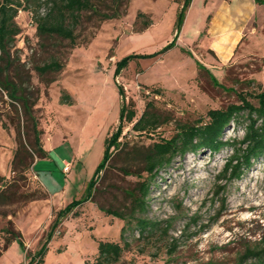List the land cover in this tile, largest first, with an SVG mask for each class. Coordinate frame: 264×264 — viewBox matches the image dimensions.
<instances>
[{
    "label": "rangeland",
    "instance_id": "obj_1",
    "mask_svg": "<svg viewBox=\"0 0 264 264\" xmlns=\"http://www.w3.org/2000/svg\"><path fill=\"white\" fill-rule=\"evenodd\" d=\"M182 1L129 0L124 14L101 21L96 14L88 13L75 30L74 45L66 39L39 37L32 10L21 6L17 11L14 19L20 32L11 55L18 60V68H10L8 75L17 79L16 69L22 72L27 95L35 101L31 113L37 128L22 114L20 105L0 90V176L7 181L16 179L19 191L30 193L34 199L11 203L0 198V212L7 214L0 213V228L10 219L15 229L26 234L27 257L32 255L30 247L34 243L39 247L45 242L58 208L84 196L101 158L103 139L118 123L121 97L117 85L123 88L126 101H133L136 117L150 99L159 112L169 116L150 135H136L131 124H124L120 140L144 146L170 137L177 122L206 121L208 109L238 101L235 91L254 93L264 89V4L256 0H234L236 5L251 3L253 14L242 19V37L230 55H216L207 44L204 24L218 0H194L171 48L131 59L115 76L117 60L130 53L159 51L172 40L176 11ZM46 8L43 5L40 13ZM139 10L152 23L134 32ZM53 57L63 64L61 70L39 75L35 67ZM196 60L208 68L218 84L197 67ZM151 89H159L160 94L154 95ZM62 90L70 95L69 103L60 101ZM238 121L225 128L224 138L242 137L246 114L239 115ZM34 130L39 131L47 155L33 154L28 168H22L17 160V168L12 170L17 131L25 148L32 151ZM128 148L113 151L99 173L92 199L75 207V213H68L55 227L43 262L46 258V264H90L97 256L98 240L122 244L123 225L128 246L112 264H234L245 248L260 244L264 234V156L232 180L222 175L230 147L214 154L205 150L176 157L152 180L147 211L135 213V218L126 215L124 220L106 214L99 206L126 213L129 199L125 190L140 180L139 175L122 170L128 162ZM129 169L135 171L138 166ZM3 184L4 178H0V190ZM136 216H145L151 222L143 234ZM2 247L0 239V250ZM22 256L20 248H11L0 257V264H14Z\"/></svg>",
    "mask_w": 264,
    "mask_h": 264
},
{
    "label": "trees",
    "instance_id": "obj_2",
    "mask_svg": "<svg viewBox=\"0 0 264 264\" xmlns=\"http://www.w3.org/2000/svg\"><path fill=\"white\" fill-rule=\"evenodd\" d=\"M129 0H0V90L6 92L12 102L20 105L22 114L26 119L31 118L34 129L37 128V122L32 115V107L35 101L27 95V89L24 87L22 72L16 69V78H10L8 75L10 68L15 67L18 62L14 55H11V47L14 45L15 36L20 32V27L15 22V16L21 6L30 8L33 12L35 21L36 34L39 37H57L66 39L71 45L76 44L77 34L75 32L77 26L81 23L82 18L90 13L96 14L98 20L117 18L126 12ZM258 3L264 4V0H256ZM191 0H183L180 7L176 11V18L173 27V38L162 49L153 53H130L120 60L116 61L115 76L120 70L126 66L129 60L140 57H148L157 53L165 52L175 44V40L179 34L180 28L184 21L185 12L187 11ZM26 4V5H25ZM46 5V10L40 13L39 9ZM31 6V7H29ZM104 6V8H102ZM144 17L141 26L137 27L139 20ZM152 21L145 17V13L137 11L133 22L132 31L141 32L145 30ZM185 51V50H184ZM190 54L189 51L186 50ZM197 67L204 70L210 80L218 84L216 77L211 74L208 68L200 61L196 60ZM63 64L55 57L42 65L35 67L39 75H43L49 71H59ZM27 80V79H26ZM25 80V82H26ZM121 101L118 113V123L115 129L103 139L102 155L97 163L92 176L87 182L85 194L82 198L72 200L67 205L59 208L50 228L46 234L45 242L40 248L31 255L29 263H43V256L46 254L47 243L52 238L55 227L61 219L73 209L85 201L91 200L95 189V184L100 178V171L106 167L107 162L111 159L113 151L121 152L127 147L129 150L128 162L122 167L126 174L135 173L139 175L140 180L134 187L125 190V194L129 199L127 211L99 206V209L108 215L120 219H126V215L135 213L144 214L148 208V194L150 186L155 176L167 166H170L176 157H183L188 153H197L200 151H208L210 154L219 152L221 149L230 147L231 153L226 157L222 175L227 180L237 179L241 176L245 169H248L255 159L264 156V89L250 93L248 91H235L238 98L237 102L228 103L225 107L210 108L206 112L207 120L189 122H177L175 132L170 137H161L158 140L144 146L138 145L135 141H121L122 131L125 123L131 124V130L136 135H150L160 125L167 122L169 116L167 113L159 112L153 100H147L141 114L136 117V111L133 101H126L123 88L119 85ZM232 90V89H231ZM154 95L160 94L159 89H151ZM252 99L255 100L252 101ZM60 101L69 103L70 95L65 91H61ZM246 114V123L244 124V133L241 138L232 137L224 138V130L231 122L238 123V116ZM34 140L31 141L32 151H28L21 140L20 132L17 131L18 148L16 149L11 161L12 170L17 168L16 162L21 164L22 168H28L32 160L33 154L37 157L47 155L46 150L40 144L39 131L34 130ZM137 165V170H131L129 167ZM144 172L145 175H141ZM228 174V175H227ZM4 178V187L0 190V198H7L11 203L14 200L21 201L34 199L30 193L19 191L17 180L7 181ZM25 196V197H23ZM1 215H7L0 212ZM135 218V217H134ZM136 223L139 231L143 234L151 222L145 216H136ZM125 226L121 227L120 239L122 244L113 240L97 241V256L90 264H112L117 262L122 254L123 247L128 243L123 237ZM3 239V247L0 250V256L7 247L16 241L22 249L25 244L22 240L21 231L15 229L10 219L4 227L0 228ZM252 261L253 263H250ZM88 264V263H87ZM216 264V263H203ZM234 264H264V234L261 237L260 244L257 247H247L238 256Z\"/></svg>",
    "mask_w": 264,
    "mask_h": 264
},
{
    "label": "crops",
    "instance_id": "obj_3",
    "mask_svg": "<svg viewBox=\"0 0 264 264\" xmlns=\"http://www.w3.org/2000/svg\"><path fill=\"white\" fill-rule=\"evenodd\" d=\"M204 1L206 3L209 0ZM243 1L236 5L234 0H218L216 7L210 14H208L207 22H205L204 24L208 40L207 44L208 48L213 50L216 55H230L239 42L240 38L242 37V19L245 17V15L248 16V14L253 11L252 4H245L246 2L244 3ZM193 2L194 0H191L190 6L188 7V10L186 12L187 14L189 13L190 8L193 5ZM196 33L200 35L201 31L197 29ZM63 206L64 204L59 208ZM21 234L22 237H24V239L22 238V240L26 245V234L24 232L22 233V231ZM52 242L53 241H51L50 239L47 243V246ZM40 246L37 247L34 243L33 248H36L37 251ZM11 248H20L23 252L22 259L15 262L14 264H21L23 260L24 262H26L30 259L31 255L27 257L25 255L24 249H22L16 241H13L7 247V249L2 252L0 257L6 254ZM30 248L33 251L32 254H34L36 251L32 248V246ZM42 264H46V258H44V262Z\"/></svg>",
    "mask_w": 264,
    "mask_h": 264
},
{
    "label": "built area",
    "instance_id": "obj_4",
    "mask_svg": "<svg viewBox=\"0 0 264 264\" xmlns=\"http://www.w3.org/2000/svg\"><path fill=\"white\" fill-rule=\"evenodd\" d=\"M66 169H67V165H66V167H65ZM24 264H29L28 262H26V263H24Z\"/></svg>",
    "mask_w": 264,
    "mask_h": 264
}]
</instances>
